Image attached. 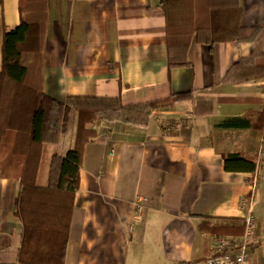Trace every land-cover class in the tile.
<instances>
[{"label": "crops", "instance_id": "0c3cea01", "mask_svg": "<svg viewBox=\"0 0 264 264\" xmlns=\"http://www.w3.org/2000/svg\"><path fill=\"white\" fill-rule=\"evenodd\" d=\"M162 1L48 0L47 94L61 101L120 96L124 105L190 90L216 99L203 115L194 114L189 99L156 110L145 126L94 125L98 134L84 149L65 264H201L216 235L200 230L201 223L249 213L256 217L250 264H264V134L218 126L264 109V78L237 81L241 69L234 68L241 58L254 62L264 37L213 49L193 39L190 65L169 71ZM209 1L242 4L245 34L264 26V0ZM19 23V0H0V70L5 28ZM75 135L73 122L59 143L43 144L38 185L48 183L52 155L72 149ZM238 151L257 158L255 171L225 169L222 153ZM20 189V177H0V263L18 262Z\"/></svg>", "mask_w": 264, "mask_h": 264}, {"label": "trees", "instance_id": "16d2710c", "mask_svg": "<svg viewBox=\"0 0 264 264\" xmlns=\"http://www.w3.org/2000/svg\"><path fill=\"white\" fill-rule=\"evenodd\" d=\"M166 20L168 70L190 65L192 40L211 49L219 42L258 41L264 26L244 33L243 5L212 7L209 0H163ZM20 23L5 28L3 69L0 70V177H20L15 215L21 222V242L16 264H65L73 202L80 187L84 149L97 136L99 121H122L145 126L158 109L192 99L194 114L213 111L216 99L194 91L124 105L121 97L68 95L58 100L44 91V50L48 27V0H19ZM241 58L237 81L264 78V49L253 63ZM246 64H245V63ZM76 123L72 149L54 153L48 183L37 184L45 143L57 144ZM218 126L258 128L264 134V109L248 111L245 117L223 120ZM227 171L253 172L257 158L247 152H223ZM200 230L216 235L241 236L242 217L204 221ZM14 264V263H0Z\"/></svg>", "mask_w": 264, "mask_h": 264}, {"label": "built area", "instance_id": "2783aa9c", "mask_svg": "<svg viewBox=\"0 0 264 264\" xmlns=\"http://www.w3.org/2000/svg\"><path fill=\"white\" fill-rule=\"evenodd\" d=\"M257 177L253 179L256 185ZM145 198L137 197L136 201ZM245 222L244 233L241 236L215 235L211 254L201 264H250L251 251L256 242V217L249 213L243 217Z\"/></svg>", "mask_w": 264, "mask_h": 264}]
</instances>
